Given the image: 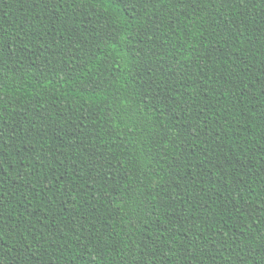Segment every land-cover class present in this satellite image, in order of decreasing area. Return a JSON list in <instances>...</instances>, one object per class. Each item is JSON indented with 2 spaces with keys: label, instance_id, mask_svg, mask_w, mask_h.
<instances>
[{
  "label": "trees",
  "instance_id": "trees-1",
  "mask_svg": "<svg viewBox=\"0 0 264 264\" xmlns=\"http://www.w3.org/2000/svg\"><path fill=\"white\" fill-rule=\"evenodd\" d=\"M0 264H264V0H0Z\"/></svg>",
  "mask_w": 264,
  "mask_h": 264
}]
</instances>
